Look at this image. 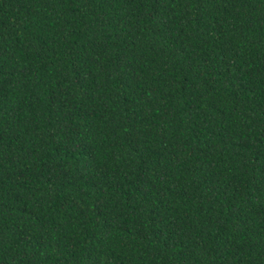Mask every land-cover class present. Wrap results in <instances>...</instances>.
Instances as JSON below:
<instances>
[{"label": "trees", "instance_id": "1", "mask_svg": "<svg viewBox=\"0 0 264 264\" xmlns=\"http://www.w3.org/2000/svg\"><path fill=\"white\" fill-rule=\"evenodd\" d=\"M0 264H264V0H0Z\"/></svg>", "mask_w": 264, "mask_h": 264}]
</instances>
